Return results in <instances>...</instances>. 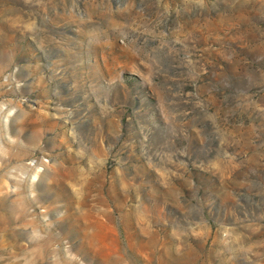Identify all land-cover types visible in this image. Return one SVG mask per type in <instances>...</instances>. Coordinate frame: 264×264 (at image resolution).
<instances>
[{
	"label": "rangeland",
	"instance_id": "obj_1",
	"mask_svg": "<svg viewBox=\"0 0 264 264\" xmlns=\"http://www.w3.org/2000/svg\"><path fill=\"white\" fill-rule=\"evenodd\" d=\"M0 264H264V0H0Z\"/></svg>",
	"mask_w": 264,
	"mask_h": 264
}]
</instances>
